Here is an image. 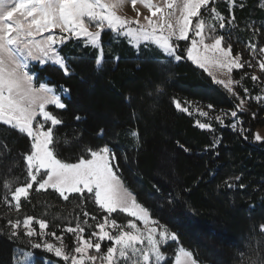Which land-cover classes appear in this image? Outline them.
Segmentation results:
<instances>
[{"label": "trees", "instance_id": "obj_1", "mask_svg": "<svg viewBox=\"0 0 264 264\" xmlns=\"http://www.w3.org/2000/svg\"><path fill=\"white\" fill-rule=\"evenodd\" d=\"M247 2L249 8L235 18L240 29L228 34L233 52L243 58L247 42L259 46L253 23H264L257 2ZM110 38V33L105 34V59L99 70L98 52L88 46L75 47L73 40L59 51L67 59L70 75L54 66L31 69L36 84L53 87L66 105L52 108L63 121L54 128L60 157L75 162L81 155L89 158L86 149L108 146L115 153V170L124 186L153 219L176 233L179 247L193 252L199 264H264V142L254 139L257 130L264 128V106L250 103L248 109L238 111L242 123L235 129L228 118L221 123L215 116L207 122L211 128L202 129L193 115L176 108V101L188 110L192 104L205 109L212 105V115L230 113L239 101L187 60L189 43L179 42L180 61L153 60L136 57L126 42ZM225 42L229 43L226 37ZM240 74L234 77L241 81L236 87L239 96L246 98L245 87L252 97L259 95L261 89L251 75L241 80ZM133 132L138 133V140ZM30 147L28 136L0 124V264H14L17 248L30 249L10 235L2 213L3 182L26 180L23 154ZM35 187L12 219L25 215L46 218L48 229L58 233L71 213L88 212L98 219L106 215L86 193L64 200L56 192H37ZM79 202L83 209L78 208ZM119 216L124 218L121 214L112 218L121 223ZM71 237L64 236L68 249ZM42 255L37 264H44L43 259L60 263L52 255ZM175 255L173 250L167 264H173Z\"/></svg>", "mask_w": 264, "mask_h": 264}, {"label": "snow or ice", "instance_id": "obj_2", "mask_svg": "<svg viewBox=\"0 0 264 264\" xmlns=\"http://www.w3.org/2000/svg\"><path fill=\"white\" fill-rule=\"evenodd\" d=\"M131 2L134 7L137 0ZM227 2L231 12L236 6L235 0ZM124 3L125 0H0V122L31 139L30 150L23 154L26 180L18 184L17 178L6 179L3 182V202L19 212L22 198L29 200L30 190L35 185V191L53 189L64 200H68V194L74 193L81 198L85 193L90 194L99 209L106 213L99 219L88 212L83 213L85 217L97 221L94 225L96 230L87 236L84 235L85 226L93 227L88 225L87 219L83 224L77 219L75 227H66L65 231L75 236V246L71 249L55 231L46 232L49 227L46 218L25 215L8 219L12 237H19L22 228L32 248H43L54 253L66 264H160L165 258L162 244L169 239L178 241L179 238L175 232L153 219L149 210L123 186L114 171L118 167L115 153L108 146L86 149L89 158L81 155L75 162L60 157L56 151L54 128L63 121L48 107L64 109L66 105L53 87L46 83H35L34 74L28 70L31 61H51L60 66L65 75H70L67 59L60 55L58 46L72 37H83L85 46L99 52L96 58L99 70L103 65L101 34L106 28L128 37L137 48L154 44L176 61L183 58L178 54L179 41H190V47L186 49L187 59L205 70L209 65L225 70V78L213 76V79L239 101L235 110L225 114L237 118L236 123L232 124L234 129L242 123L237 113L245 111V98L240 97L234 89V86L241 85V81L232 79L233 69H242L247 65L249 68L258 67L264 73V47L258 48L257 44L249 42V51L256 60L253 64L251 60H243L240 54L233 55L232 45L225 43L223 35L216 34L217 28L223 30L226 26H234L235 15L225 17L215 7L209 10L207 6L212 0H159V3L140 0L150 10V15L142 19L140 13L134 19L117 15L116 10ZM202 9L210 11L208 19H205ZM209 19L213 23H209ZM90 27L96 30L90 31ZM256 32L253 28L254 35ZM113 59L119 61V57ZM209 75L213 73L209 72ZM250 78L254 82L260 79L255 74ZM243 91L245 97H249L246 87ZM254 99L264 101V95H257ZM175 106L188 112V108L182 107L179 101L175 102ZM208 108L212 109V105H208ZM208 114L200 112L202 116ZM215 119L223 123L220 116ZM197 123L201 128H211L210 124ZM240 131L245 130L241 128ZM132 136L139 139L137 132H133ZM254 139L264 141L259 133L254 135ZM117 212L135 219L121 224L112 218V214ZM136 221H140L143 227ZM34 223L39 225V231L33 227ZM261 227L264 230V226ZM45 236L55 237L60 242L59 246L47 239H43V242L32 240ZM105 240L112 243L106 251H102ZM175 264H198V261L193 252L180 247Z\"/></svg>", "mask_w": 264, "mask_h": 264}, {"label": "rangeland", "instance_id": "obj_3", "mask_svg": "<svg viewBox=\"0 0 264 264\" xmlns=\"http://www.w3.org/2000/svg\"><path fill=\"white\" fill-rule=\"evenodd\" d=\"M249 1H252V0H249ZM255 1L257 2V5H258L257 8L261 9V13H262L261 16H264V7H261V5L264 4V0H255ZM153 3H159V0H153ZM246 3H248L247 0H235V5L236 6L233 9H231V12H230V10H227V12H226L225 11L226 7H229L227 0H212V3L209 6H207V8L210 10L212 7H215L217 9V11L221 12L225 17H229L231 14H234L235 18H239L240 16H242L244 8H246V6H247ZM241 5H243V7H241ZM248 8H249V6H247V9ZM116 11H117V15H120V16L128 18V19L136 18L138 13L142 14L141 19H142L143 16L150 15V10L148 8H146L142 3H140V0H137V3H136V5L134 7L132 5L131 0H125V3L119 9H117ZM202 12L204 13L205 19H208L209 15H210V11H205L204 9H202ZM208 22L209 23H213V21H211L210 19L208 20ZM258 23L259 24L254 22L253 25H252V29L254 28V29L257 30L256 37L259 39V46H258V48H259V47H264V23L262 24L260 21ZM238 28L239 27L237 25V22L235 21L234 26H231V27H227L226 26V28L223 29V30L217 28L216 34L217 35H223L224 37H226L229 40V43H230L231 40L228 37L229 36L228 34H230L231 32H235L236 30L240 29V28L239 29ZM95 30L96 29L94 27H90V31H95ZM107 33L111 34L110 40H112V41H115L117 43L123 42V41L126 42L127 45L134 51V53L136 54V57L143 58L144 56H147L149 59H153V60H157V59H160L162 57H165V58L174 60L173 58L168 57L166 54H164L162 52V50L159 49L154 44H148L147 46L141 45L139 48H137V47L134 46V42L131 41L128 37L124 36L123 34H118L117 32H114V31L109 30L107 28L101 34L102 46H103L104 36ZM57 34H58V30H57ZM45 35H47V33H45ZM190 36H191V33H190ZM70 40H73L74 42H76V44L74 45L75 47L76 46H85V39L83 37H80V38L72 37L71 39L67 40L66 43H64L63 45L58 46V49H57L58 52ZM179 42L189 43V46H190V41H179ZM248 44H249V42H247L246 47H243L244 50L242 51L243 53L245 52V54H246L245 58H243V55H241V54L240 55L242 56L243 60H245V61L251 60L252 63L255 64L256 60L253 58L252 54L250 52H248V50H249ZM88 47H91V46H88ZM91 48L98 52L97 49H95L93 47H91ZM236 54H239V53H234L233 52V55H236ZM98 55H99V52H98ZM104 59L105 58H104V51H103V61H104ZM187 60L193 66H195V67L199 68L200 70L204 71L213 80L214 83H215V81L213 79V76H215L218 79L225 78V76H224V71L225 70L213 67L211 65H209L207 70H205V69L200 68L193 61H191L189 59H187ZM174 61H176V60H174ZM33 66H38L40 68H44L46 66H54V67L62 69L60 66H58L57 64H55V63H53L51 61L47 62V63H41L39 61H31L29 63V69H28L30 73H31V69H32ZM242 70H243V73H242ZM209 72H212L213 75H209ZM236 72L241 73L240 76H239L240 78L241 77L245 78L248 74L249 75L255 74L258 77H260V79L258 81H255L254 83H255V85H257L261 89V93L259 95H264V73H262L259 70L258 67L249 68L247 65H245V67L242 68V69H233V71L231 73L232 79H234ZM34 81L36 83V76H34ZM217 85H219V84H217ZM219 86H221V85H219ZM221 87L223 89H225L223 86H221ZM236 87L237 86H234L235 91H236ZM250 103H253L255 106H264V101L258 102V101H256L254 99V97L249 95V97L245 98V104H244L245 110L248 109V106H249ZM192 106L193 107L190 110H188V113L190 115H193V117L197 120V122L207 123L208 120L211 119V117L220 116L222 118V120L225 119V118H228L229 120H231L233 122V124L236 123V119L237 118H233L230 115H225L227 112L218 113L217 115H215V114L212 115L211 114V109H205V108H202V107H200L198 105H194V104H192ZM52 108L57 109L54 106H49L48 110L52 111ZM201 111L209 113L208 116L200 115ZM38 119H39V117H38ZM0 124H3V125H5V126H7L9 128H12L11 126L4 124L3 122H0ZM197 125H198V123H197ZM202 129H209V128H202ZM15 130L18 131L17 129H15ZM19 133H21V132H19ZM256 133H259L262 137H264V128L257 130ZM21 134L27 136L24 133H21ZM257 142H264V141H257ZM114 171H116L115 168H114ZM116 174H117V172H116ZM123 186H124V184H123ZM51 191L52 192H56L53 189H48L47 191L41 190V192H51ZM56 193H58V192H56ZM68 195L70 197V196H74V195H77V194L73 193V194H68ZM88 195H90V194H88ZM90 196H92V195H90ZM92 198L94 200L93 196H92ZM22 200H23V198H22ZM62 206H64V205H62ZM77 206H78L79 209H83L82 202L81 203L79 202ZM96 206H97V209L99 211H102V210L99 209L97 204H96ZM67 208L68 207L66 206V209ZM63 210H65V209H63ZM14 212H17V211H15L14 209H10V207L8 205H4L3 206L2 213H3V215L5 216V218L7 220L8 219H12V214ZM115 214H121V215L124 216L125 220H124V218H122L120 216L118 217V219L121 221V224L126 223L127 220H129V219H135L133 217L127 216L126 213L117 212V213H113L112 216H114ZM77 219L79 220V222L81 224H83L84 220L87 219L88 225H93L92 228H89V227L85 226V233H84L85 236H87L91 231H95L96 230L94 228V225H95V223L97 221H93L92 219L85 217L83 215L82 211H80V213H78V214H72L71 213L70 218L67 221V225L62 226L61 232H58V233L56 232L57 236H62L63 237V243L64 244H65L64 236L72 235V237L69 238V242H71V244H72L71 248L75 246V236L72 233H69V232L67 233V235L64 234V230L66 229L67 226L75 227V225L77 223ZM136 222L138 224H140L141 227H143V225L141 224L140 221H136ZM33 227H35L37 229V231H39V225L38 224H36V226H34V224H33ZM46 232H52V231L47 229ZM15 238H19V240H21L27 246H29L30 249L29 250H24V249H21V248H17L16 251H15V263L14 264H17V261H19V264H29V261H31V264H37L36 263L37 259L38 258H42V256H43L42 254L43 253L48 254V255H52L56 259L60 260V263H57V262H51L49 260L43 259L44 260V264H66V262L63 261L61 258L56 257L54 255V253H49L43 248H38V249L37 248H32L30 246V243H29V238L24 235V232H23L22 228L20 230L19 237H15ZM43 239H47L49 242H52V243L56 244L57 246H59V244H60V242L57 241L55 237H51V236H45L43 238H32L33 242H43ZM105 241H107V240H105ZM105 241L102 242V251H106V248H107V247H105L103 245V243ZM173 245H175L176 248L173 249V247H172ZM179 248H180L179 247V241H172L171 239H169L166 243L162 244L161 250L164 253V257L165 258L160 262V264H167L172 259L173 250L176 251L175 258H173V264H175L176 256L179 254Z\"/></svg>", "mask_w": 264, "mask_h": 264}]
</instances>
